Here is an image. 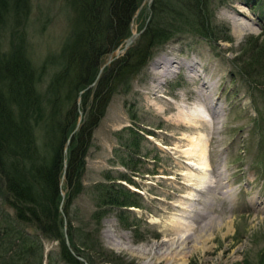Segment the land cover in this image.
Segmentation results:
<instances>
[{"label": "rangeland", "instance_id": "rangeland-1", "mask_svg": "<svg viewBox=\"0 0 264 264\" xmlns=\"http://www.w3.org/2000/svg\"><path fill=\"white\" fill-rule=\"evenodd\" d=\"M149 1L143 0L135 14L131 33L145 27L150 17ZM213 8L214 25L228 27L231 41H221L215 47L187 34L155 48L149 61L132 76L129 92L121 89L113 95L106 113L93 129L81 177L83 186L89 191L97 183H109L107 176L118 173L129 175L134 182L122 183L134 192L138 206L123 213L109 211L99 234L104 250L121 258V264L145 262L124 246H146L153 264H166L157 263V256L151 252H156V247H172L178 236L172 231L174 221L183 222L182 227L191 235L190 245L199 242V249L191 252L187 264H264V92L263 88L257 92L253 84L259 78L243 76L241 69L245 65L239 61L250 38L263 32L264 10L248 5L246 0H215ZM73 16L69 3L63 0H32L26 35L27 51L36 66H42L48 57L60 55ZM7 40L6 44L9 35ZM164 57L175 61L173 65L177 67V72L168 78L161 77L162 70L153 69L155 62ZM191 65L197 67L198 76L191 74ZM158 81L163 84L156 88ZM202 89L212 93L211 101H216L222 113L217 116L202 108L204 117L199 127L186 124L181 120L182 114L202 105ZM93 101L94 95H90L84 105L82 97V124ZM209 115H213L214 122ZM196 139L206 151L197 154L196 159L204 155L212 169L202 186L189 179L191 172H202L187 164L194 162L189 155L192 151L187 149ZM129 142L138 146L133 162L137 165L135 173L122 164L124 159L130 163L132 151L125 147ZM220 172L225 173L227 180L214 183ZM212 186L217 187L212 190ZM63 191L67 207L71 189L64 183ZM227 195L234 200L230 202ZM91 196L81 195L70 204L74 226L83 227L90 222L95 210ZM0 212H13L1 177ZM229 221L232 231L228 234L225 224ZM206 237L212 240L205 252L201 246ZM51 251L59 252L58 243L45 241L46 256ZM90 253L92 257L87 252L85 256L90 264H104Z\"/></svg>", "mask_w": 264, "mask_h": 264}, {"label": "trees", "instance_id": "trees-1", "mask_svg": "<svg viewBox=\"0 0 264 264\" xmlns=\"http://www.w3.org/2000/svg\"><path fill=\"white\" fill-rule=\"evenodd\" d=\"M63 1L74 13L71 30L60 55L48 57L38 67L27 51L32 0H0V177L13 210L0 212V264H44L45 259L47 264H83L69 252L64 238L60 213L64 149L79 120V93L95 81L105 58L131 35L133 18L143 0ZM214 1L155 0L151 21L141 38L83 96L84 105L90 95L94 101L72 139L65 181L71 189L65 207L69 237L82 256L87 252L92 257L93 252L101 263L121 264V258L106 252L100 242L102 221L109 211L123 213L138 206L134 192L123 184L134 183L127 174L107 176L109 183H97L89 191L83 186L81 177L94 127L113 95L121 89L129 92L132 76L149 61L155 48L187 34L215 47L221 41H231L228 27L214 25ZM246 1L264 10V0ZM261 20L264 24V16ZM252 38L238 60L245 65L243 76L259 78L253 84L257 92L260 88L264 92V29ZM125 147L132 152L130 163L124 159L122 164L137 171L133 163L137 143ZM85 194L92 195L95 210L88 225L76 227L69 207ZM45 241L57 242L59 252L46 256Z\"/></svg>", "mask_w": 264, "mask_h": 264}, {"label": "bare ground", "instance_id": "bare-ground-1", "mask_svg": "<svg viewBox=\"0 0 264 264\" xmlns=\"http://www.w3.org/2000/svg\"><path fill=\"white\" fill-rule=\"evenodd\" d=\"M144 28L141 31H143ZM133 32H137V31L134 30ZM175 63H176L175 61H172L167 57L161 58L160 60L155 62V64H154L155 68H153L154 72L156 70H160V71L162 70L160 72L161 77L168 78L169 76H172V75H174V73L177 72V70H175L177 67L173 65ZM189 70H191L190 71L191 74L197 75V67H195V65L189 66ZM156 79H159V78L156 77ZM161 84H163V83L158 84V86H156V88L160 87ZM200 93H201L200 96H202V99H200L201 100L200 103L202 104V105H200L201 107L199 106L198 108L195 109V111L192 110L193 112L189 111V112L183 113L182 119H181L186 124H192V125L196 124L198 127L200 125L199 122H201V119H203L202 117H204L202 114V111L204 112L203 109H205V108L210 109L214 113V115H217V116H219L222 113L221 112L222 108L218 107L216 101L215 102L211 101V99H212L211 94L212 93L208 94L207 91L205 92L203 89L200 91ZM155 95H156V93L153 92V96H155ZM208 112H210V111H208ZM209 116H210V119L213 120L211 122H214L213 115H209ZM189 117H190V119H187ZM197 126H195V127L198 128ZM210 129L212 131H214L215 127L213 125H211ZM192 143L193 144L190 145V147L187 149V151H190V150L192 151V153L191 154L189 153V155L194 157V162L189 161L187 164L196 168L194 170H196V171L198 170V171L202 172V174L200 173L202 176H200L199 173L191 172L189 174V179H190V181L194 182V184L196 181L200 186H202L207 181V179H205V177L209 176L208 173L210 174L212 169H211V166L209 165V163L204 161V155H203L202 159H201V156H199L200 159L197 158L199 160L196 159L197 154L202 155L201 153H203V152L206 153V151L204 150L205 149L204 146H201L200 141L199 140L197 141V139L193 140ZM199 148H201V149H199ZM217 178L219 180L215 181L214 183H218V182L222 183L225 180H227V177L225 176L224 172L218 173ZM214 187H217V186H212V190H214ZM199 188H201V187H199ZM225 198H229L230 202H232L234 200L233 196H230V195H229V197H228V195L225 196ZM206 204H207V202H206ZM173 224L174 225L172 226V229H173L172 231H173V233L177 232L175 234H176V236L177 235L178 236L175 239L172 247L166 248V249L162 248V247H161V249H158V247H156V248H154V249H156V252H153V253L151 252V255L157 256L156 257V259L158 261L157 263L166 262V264H187V258L189 257L191 252L199 249V242H195L194 244L190 245L189 239H190L191 235L187 234L188 231H187V229L185 230L186 227L185 228L182 227L183 222L180 223V222L174 221ZM231 224H232V221L226 222V224H225V227H227V233L228 234L231 233V231H232L231 230L232 229ZM165 233H166V236H168L169 232L165 231ZM211 240H212L211 237H206V239L203 241L204 244L201 247L203 248V250L205 252L210 249L208 245H209V242ZM164 241L166 242L168 240L165 239ZM123 248L126 250H131L132 253L144 258L145 259L144 264H153L154 263L151 259V256L149 255L150 249L146 246H138L136 248H129V247L124 246Z\"/></svg>", "mask_w": 264, "mask_h": 264}, {"label": "water", "instance_id": "water-1", "mask_svg": "<svg viewBox=\"0 0 264 264\" xmlns=\"http://www.w3.org/2000/svg\"><path fill=\"white\" fill-rule=\"evenodd\" d=\"M154 1L155 0L149 1L148 7H149V10L151 11V15H150V17H149V19L145 25L144 30L141 32H132V34L124 41L123 45H121L116 50V52H114L112 55H110L108 57L106 64L101 67L95 81L79 93V98H78V103H77L78 113H79V121H78V124L76 126L75 131L68 138L65 149H64V161H63L64 162L63 163L64 164V170H63V177H62L61 185H60L61 197H62V202L60 205V213H61V215L63 217V221H64V238H65L66 247L68 248L69 252L74 256V258H76L79 262H81L83 264H90V263L84 256L77 253L71 244V240L69 237V229H68L69 221H68V217H67L65 210H64L65 202H66V193L63 191V184L65 183V180L67 177L68 166H69V164H68L69 148H70L72 139H73L74 135L77 133V131L80 129L82 122H83V118H84V113L80 109L82 106V97L84 96V94L91 91V89H93L97 85V83L100 81L104 71L107 68H109L113 63H115L118 60H120L121 58H123L128 53V51L134 46L137 39H139L143 35V33L145 32V30L148 27V24L152 18V4Z\"/></svg>", "mask_w": 264, "mask_h": 264}]
</instances>
